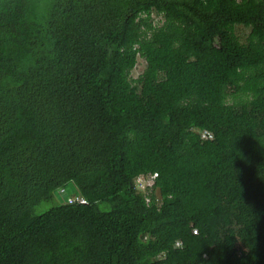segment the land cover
<instances>
[{
	"label": "trees",
	"instance_id": "16d2710c",
	"mask_svg": "<svg viewBox=\"0 0 264 264\" xmlns=\"http://www.w3.org/2000/svg\"><path fill=\"white\" fill-rule=\"evenodd\" d=\"M0 264H264V0H0Z\"/></svg>",
	"mask_w": 264,
	"mask_h": 264
},
{
	"label": "rangeland",
	"instance_id": "374dc122",
	"mask_svg": "<svg viewBox=\"0 0 264 264\" xmlns=\"http://www.w3.org/2000/svg\"><path fill=\"white\" fill-rule=\"evenodd\" d=\"M159 19V17H156ZM156 22L158 23V20H156ZM162 22L158 23V24H161ZM238 32L241 34V35H245L246 33H248V30L244 29L243 27L242 28H238ZM144 68V60L143 59H140L136 68L134 69L133 71V75L136 77L139 75V73L143 70Z\"/></svg>",
	"mask_w": 264,
	"mask_h": 264
},
{
	"label": "clouds",
	"instance_id": "9594fccd",
	"mask_svg": "<svg viewBox=\"0 0 264 264\" xmlns=\"http://www.w3.org/2000/svg\"><path fill=\"white\" fill-rule=\"evenodd\" d=\"M155 176L157 177V174H152V175H149V176H146V175L138 176L135 179V184L136 185H138V184L140 185V182L144 181V183H147V185H148L150 183H153V179L155 178Z\"/></svg>",
	"mask_w": 264,
	"mask_h": 264
},
{
	"label": "bare ground",
	"instance_id": "6f19581e",
	"mask_svg": "<svg viewBox=\"0 0 264 264\" xmlns=\"http://www.w3.org/2000/svg\"><path fill=\"white\" fill-rule=\"evenodd\" d=\"M152 185V183H150Z\"/></svg>",
	"mask_w": 264,
	"mask_h": 264
}]
</instances>
